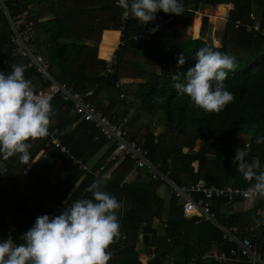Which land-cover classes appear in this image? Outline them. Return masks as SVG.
<instances>
[{
	"label": "trees",
	"instance_id": "1",
	"mask_svg": "<svg viewBox=\"0 0 264 264\" xmlns=\"http://www.w3.org/2000/svg\"><path fill=\"white\" fill-rule=\"evenodd\" d=\"M16 3L22 8L37 7L33 14L35 44L48 62L51 75L77 92L85 93L95 87L91 102L116 121L129 115L126 128L130 138L146 149L151 160L163 172H169L177 185L191 186L203 181L207 186L248 188L253 181H246L233 162L237 149L245 153L246 161H255L258 168H264V143H257L258 136L264 137V35L248 30L254 24L250 17L253 12L264 27V0H182L181 15L156 13L162 21L171 20L149 34V38L142 34L151 23L144 26L130 17L122 31L125 45L117 52L111 74H106L108 63L98 57V45L105 30H121L124 9L120 0ZM206 4L213 8L223 4L232 7L220 47L204 40L212 39L208 16H203L201 31L195 22L193 25L195 13ZM111 35L116 33L105 34L100 52L103 57H109L111 52ZM204 46L235 58V69L224 81L234 98L219 112H205L191 105L188 97L178 95L173 87L172 77L183 76L194 66L195 53ZM15 48L0 16V71L8 73L10 65H23L25 79L32 84L41 82L34 69L26 68L28 60L14 54ZM181 54L185 63L178 66ZM120 79L133 81L118 87ZM46 86L41 82L40 89ZM50 103L53 111L48 131L57 129L69 152L46 149L47 139L36 138L30 141L28 162H20L18 155L0 159L1 169H5L0 174V238L11 233L14 241L22 242L20 237L36 217L59 215L75 200L91 198L86 188L117 163H108L115 145L93 123L75 116L72 102L66 101L62 93L56 94ZM157 127L161 128L160 133H156ZM242 135L250 138L239 145ZM44 149L47 158L34 163ZM101 152L99 160L92 163L93 171L107 165L99 176L83 174L69 159L73 155L88 164ZM134 172L136 179L129 180ZM107 176L102 190L122 204L117 210L119 240L107 249L111 253L107 264H142L143 256L150 258L148 264H186L189 258L222 246V234L217 227L210 222L196 224L194 220H184L175 195L167 204L158 194L162 183L152 180L143 170H136L133 161H122ZM227 206L226 200L214 203L222 224L244 228L264 223L256 215L258 209H264V199L256 200L250 210L231 213ZM157 222L160 225L155 227ZM163 224L166 226L161 231ZM253 241L264 252V226Z\"/></svg>",
	"mask_w": 264,
	"mask_h": 264
},
{
	"label": "clouds",
	"instance_id": "2",
	"mask_svg": "<svg viewBox=\"0 0 264 264\" xmlns=\"http://www.w3.org/2000/svg\"><path fill=\"white\" fill-rule=\"evenodd\" d=\"M129 13L146 26L156 13L181 15L182 0H121ZM228 20V19H227ZM157 27L149 29L155 33ZM183 54L177 58L183 65ZM11 71H0V159L17 156L20 162L30 160V141L48 134L52 115L50 98L37 94L32 82L24 77V66L10 65ZM235 69V58L208 46L195 53V64L183 76H173L178 95H186L191 105L205 112H219L233 101V93L224 84L228 73ZM182 77V79H181ZM257 143H264L258 136ZM237 149L233 162L246 181H253L247 191L264 198V168L244 159ZM107 174L94 180L86 191L91 198L75 200L59 215L43 214L34 224L13 240L11 233L0 238V264H107V250L118 234L117 210L122 206L115 196L102 190Z\"/></svg>",
	"mask_w": 264,
	"mask_h": 264
},
{
	"label": "built area",
	"instance_id": "3",
	"mask_svg": "<svg viewBox=\"0 0 264 264\" xmlns=\"http://www.w3.org/2000/svg\"><path fill=\"white\" fill-rule=\"evenodd\" d=\"M121 4V0H120ZM124 12L121 16L122 27L124 30L125 21L129 19V14L125 15L126 9L121 4ZM37 11L36 7L22 8L17 5L16 0H0V16L7 24V29L10 31V39L16 44L15 54L28 60L27 67L35 69L41 81L47 86L42 88L37 94L49 97L50 100L58 93H62L66 101L73 104V114L78 116L80 120L93 123L100 133L110 144L115 145V150L110 161H124L129 159L133 161L135 169L143 170L152 180L167 183L173 191L178 204L181 206V215L183 219H192L196 224L201 222H210L219 229L222 234V246H214L200 255L193 256L188 259L186 264H264V252L256 246L253 237H256L260 228L264 223L257 225L245 226L241 228L236 225L222 224L216 212L214 211V203L219 200H226L228 202V210L232 213L235 207L240 204L254 203L258 198L254 194H250L248 188H236L231 186L215 187L207 186L203 181H198L191 186H179L169 176V172H163L160 165L156 164L149 157V152L140 146L137 142L132 140L126 128L129 115L123 117L121 120L111 118L104 113V111L97 108L92 102L91 98L94 95L95 88H91L85 93L74 91L73 88L66 83L58 82L50 73L49 64L44 56L40 54L35 43L37 41V34L35 29V22L33 14ZM228 15V12H227ZM254 24L248 30H255L264 35V27L261 26L257 15L253 12L250 15ZM171 19H168L169 22ZM225 20V18H224ZM152 27L161 28L164 22L156 17L151 21ZM149 28V29H150ZM149 29H145L142 37L147 38L150 34ZM136 39V37H134ZM124 41L119 44L116 54L112 56V60L108 64L106 73L111 74L116 65L117 52L124 46ZM124 84V80L120 79L118 87ZM120 97L123 99L124 95ZM47 139L46 149L59 150L61 153H68V148L62 142L58 135V130L48 131L44 137ZM245 147L249 145L246 143ZM48 153L42 150L34 163L40 158H47ZM71 164L77 167L83 174H94L99 176L107 165H104L97 171H93L92 163H84L82 160L76 159L73 155L69 156ZM33 163V164H34ZM5 172V169L0 168V174ZM111 171L107 174L110 175ZM257 216L264 219V209H258ZM165 228L166 224H163ZM163 231V230H162ZM143 234L140 235V240H143ZM124 239V237H122ZM119 240L116 235L109 245L112 246ZM150 258L143 256L140 259L142 264H148Z\"/></svg>",
	"mask_w": 264,
	"mask_h": 264
},
{
	"label": "rangeland",
	"instance_id": "4",
	"mask_svg": "<svg viewBox=\"0 0 264 264\" xmlns=\"http://www.w3.org/2000/svg\"><path fill=\"white\" fill-rule=\"evenodd\" d=\"M227 7H228L227 12H229V9H231L232 7L229 8L228 5H227ZM199 12L200 13H197V14L195 13L196 18L194 16V20L195 21L197 20V22L195 23L197 30L200 29V27H201L200 26V21H201V15L200 14H202L203 16L204 15L208 16L209 17L210 24H211V27H212L211 28V33L212 34H210V36H211L210 38H212V39L211 40H207V42H210L211 41L216 47H220L221 45L220 44L218 45V42L220 41V38H222V32L224 31V28H225L226 23H227L226 19L223 20V23L222 24L216 22V19L219 18V16H217V15H220L218 7L213 8V9H210V8H201V10ZM195 21H193V25H194V22ZM192 28L189 31L191 32V34L193 36V30H192ZM37 86H38V84H37ZM160 131H162L161 128L160 127H157L156 133H160ZM249 138H250L249 135L248 136L247 135H242L240 137V139H239V145H243V143L246 142L245 140H247ZM102 155H103V152L99 153L92 161L95 163L97 160H99V158ZM120 165H121V162L120 161H117V163L114 165V168L116 169ZM0 168H1V163H0ZM29 170L30 169H28L27 172ZM136 175H137V172H134V174H132V176H130L129 180H135V176ZM172 194H173V191L168 186V184L167 183H162V185L159 188V195L166 200L167 204H169V199H170V197H171ZM250 207H251V205H249V204L246 203L245 206H244V209H249L250 210ZM238 210H241L240 206H236L235 207V211H238ZM159 225H160V223L157 222L156 225H155V227L156 226H159ZM161 227H164V226L161 225ZM162 230H163V228L161 229V231ZM139 251H140V249H139Z\"/></svg>",
	"mask_w": 264,
	"mask_h": 264
},
{
	"label": "crops",
	"instance_id": "5",
	"mask_svg": "<svg viewBox=\"0 0 264 264\" xmlns=\"http://www.w3.org/2000/svg\"><path fill=\"white\" fill-rule=\"evenodd\" d=\"M225 5V4H224ZM230 7H231V5H229ZM37 8V7H36ZM230 10V9H229ZM197 13H200L199 11L198 12H196V14ZM229 13V12H228ZM201 15V21H200V26L202 27V19H203V15L202 14H200ZM204 16H206V15H204ZM130 17H132V16H130V13H129V19H130ZM161 19V18H160ZM167 20L168 19H166L165 21H163L164 23H167ZM197 21H195V23H196ZM162 27V26H161ZM201 27H200V31H201ZM160 29V28H159ZM225 29V28H224ZM108 32H113V33H116V35H111L110 37H108V42H112L111 44L113 45L112 47H110V51L111 52H109V57H103V56H101V54H100V52H101V45H102V43H103V41H104V38H105V34L106 33H108ZM212 34V33H211ZM222 34H223V32H222ZM199 36H200V33H199ZM10 38V37H9ZM147 38H149V36L147 37ZM194 38V37H193ZM196 38V37H195ZM194 38V39H195ZM135 39V38H134ZM201 39V38H200ZM195 40H198V39H195ZM204 40H209V39H204ZM221 40H222V38H220V45H221ZM123 40H122V31L121 30H105L104 32H103V34H102V36H101V40H100V43H99V45H98V57L100 58V59H102V60H105L108 64L110 63V61L112 60V56H114L115 54H116V51L118 50V47H119V44L122 42ZM36 45V44H35ZM124 45H125V43H124ZM37 47V46H36ZM38 49V48H37ZM14 54H15V51H14ZM16 55V54H15ZM17 56H19V55H17ZM22 58V57H21ZM25 59V58H24ZM28 64V63H27ZM26 68H28L27 66H26ZM28 69H33V68H28ZM35 70V69H34ZM107 74V73H106ZM124 80V84L125 83H129V82H132L133 80H129V79H123ZM42 82V81H41ZM41 82H38V83H33L32 85H33V87H34V90H36V89H38L39 91L42 89H40V85H41ZM37 84H38V86H37ZM95 88V87H94ZM38 91V92H39ZM38 92H36V93H38ZM95 93V92H94ZM94 96V95H93ZM105 104H107V102H104ZM90 163H94L93 161H91ZM115 168L113 167L111 170H109V171H112V170H114ZM134 174V173H133ZM132 176V175H131ZM141 178V177H140ZM135 179H136V176H135ZM158 194H159V190H158ZM246 204V203H245ZM245 204H240V205H238V206H240V208H241V210H247V209H244V206H245ZM252 204L253 203H251V204H249V205H251L252 206ZM156 227H158V226H156Z\"/></svg>",
	"mask_w": 264,
	"mask_h": 264
},
{
	"label": "bare ground",
	"instance_id": "6",
	"mask_svg": "<svg viewBox=\"0 0 264 264\" xmlns=\"http://www.w3.org/2000/svg\"><path fill=\"white\" fill-rule=\"evenodd\" d=\"M218 9H219L220 15H217V16H219V18L216 19V22L222 24L223 20H224V18L226 16L228 7H227V5H223V6H219Z\"/></svg>",
	"mask_w": 264,
	"mask_h": 264
},
{
	"label": "water",
	"instance_id": "7",
	"mask_svg": "<svg viewBox=\"0 0 264 264\" xmlns=\"http://www.w3.org/2000/svg\"><path fill=\"white\" fill-rule=\"evenodd\" d=\"M223 5H224V4H223ZM204 8H210V9H213L212 5H210V4H206ZM225 19H226V21H228V20H227V19H228V15H227V13H226ZM7 33H8V36L10 37V31H9L8 29H7ZM184 220L192 221V219H184ZM173 261H174V259H173Z\"/></svg>",
	"mask_w": 264,
	"mask_h": 264
}]
</instances>
